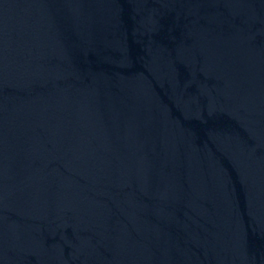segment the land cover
Masks as SVG:
<instances>
[{
  "label": "water",
  "instance_id": "water-1",
  "mask_svg": "<svg viewBox=\"0 0 264 264\" xmlns=\"http://www.w3.org/2000/svg\"><path fill=\"white\" fill-rule=\"evenodd\" d=\"M0 264H264V0H0Z\"/></svg>",
  "mask_w": 264,
  "mask_h": 264
}]
</instances>
